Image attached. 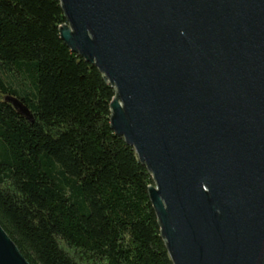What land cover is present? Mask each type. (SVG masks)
<instances>
[{
    "label": "water",
    "instance_id": "obj_1",
    "mask_svg": "<svg viewBox=\"0 0 264 264\" xmlns=\"http://www.w3.org/2000/svg\"><path fill=\"white\" fill-rule=\"evenodd\" d=\"M173 264H264V0H60ZM6 101L30 120L16 99ZM0 264H29L0 226Z\"/></svg>",
    "mask_w": 264,
    "mask_h": 264
},
{
    "label": "trees",
    "instance_id": "obj_2",
    "mask_svg": "<svg viewBox=\"0 0 264 264\" xmlns=\"http://www.w3.org/2000/svg\"><path fill=\"white\" fill-rule=\"evenodd\" d=\"M66 23L60 0H0V226L29 264H173L115 91Z\"/></svg>",
    "mask_w": 264,
    "mask_h": 264
}]
</instances>
